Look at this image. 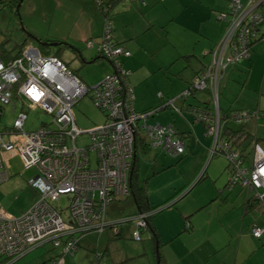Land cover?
Returning a JSON list of instances; mask_svg holds the SVG:
<instances>
[{
  "label": "built area",
  "instance_id": "1",
  "mask_svg": "<svg viewBox=\"0 0 264 264\" xmlns=\"http://www.w3.org/2000/svg\"><path fill=\"white\" fill-rule=\"evenodd\" d=\"M245 1L230 0V13L222 16V20H228V30L212 53L211 66L194 79L181 98L188 100L196 91L211 89L214 108L190 106L185 112L206 126V136L211 139L210 159L221 156L229 162L232 169L229 188L248 189L256 201L264 202V149L255 143L252 164L245 166L242 154L223 138L228 120L218 106L219 82L224 71L229 65L248 59L255 29L264 24V13L258 11L264 0ZM111 36L112 25L107 19L102 41L87 44L88 49H97L101 57L112 62L115 69L93 87L85 85L61 60L42 57L33 47L9 62L0 57V106L11 105L17 98L28 110L38 108L52 117L51 123L27 132L28 116L21 111L12 129L0 133V185L8 179L7 171L3 170L4 156H19L26 168L38 171L29 184L39 194L37 203L20 218L12 217L0 207V264L20 260L49 243L74 256L79 234H103L110 226V205L116 199L130 196V172L139 144L174 158L186 153L185 141L174 126H150L147 121L153 113L135 111L130 72L120 63L121 57L128 58L131 53L116 47ZM232 46H235L233 54L228 55ZM86 97L103 112L107 122L83 133L77 126L74 108ZM167 106L183 114L184 110L176 107L174 101ZM259 117L258 112H241L233 119L244 124ZM83 134L90 137L89 148H79L76 144ZM91 154L95 155V168ZM62 198L69 200L67 218L55 206ZM148 217L139 214L135 218V241L142 240ZM252 233L261 238L263 230L255 228ZM48 264L64 263L58 258Z\"/></svg>",
  "mask_w": 264,
  "mask_h": 264
},
{
  "label": "crops",
  "instance_id": "2",
  "mask_svg": "<svg viewBox=\"0 0 264 264\" xmlns=\"http://www.w3.org/2000/svg\"><path fill=\"white\" fill-rule=\"evenodd\" d=\"M80 1L84 4H92L91 7L95 9L92 10V12L97 11L94 0ZM229 1L230 0H138L134 3L122 2L121 5H118L120 2L116 3L114 0H112V2L109 0L101 1L102 4L106 3L113 7L117 5V7L114 8V13L117 16L113 19V41L131 52V57L122 58L121 61L124 70L130 72L129 82L134 89V109L136 112L138 108L146 112L158 108L159 106L163 107L166 103L168 104L171 101H174V105L178 108H185L187 105H201L204 102L210 103V95L206 93H203L204 95L197 94L195 99H190L192 100L190 104H188L189 101L185 102L182 99V102H180L179 98L176 96L187 89L190 85L189 82L192 84L195 76L203 72L211 63L212 57L210 53L225 36L224 34L228 27L223 24V22L227 24L228 20H222V16L225 14V11L228 10ZM103 30L104 20L102 17L101 19L97 18L96 24L92 25L90 22L86 25L87 32L84 34L83 38H101ZM45 40L52 44H65L66 47L75 49V46L71 45L74 39L61 40L46 37ZM255 48L256 45L253 48L250 59L241 60L237 63L239 65L241 62H245L241 68H250V73L247 75V80L245 81L246 86L242 88L243 90L248 89L247 86L255 70V65H253V63L255 62L254 64H256L258 61V55H254V62L252 63V54L255 52ZM35 49L40 52L38 48ZM164 52L168 55L163 61L161 55L164 56ZM40 54L42 57L50 58V56H43L41 52ZM175 54L176 57H174ZM151 55L157 58L160 56L161 60L158 61V59L156 60L153 58L145 62V58L151 57ZM98 58H100L98 54L95 59L91 57V62L89 63L95 65L99 63L98 66L103 67L104 65L101 62L102 60H106L100 59L101 61H97ZM86 59H88V57H86ZM150 61L155 64V67L152 68L149 66ZM181 62H187L185 68L182 66L179 67L178 70L172 68L175 63L180 66ZM65 65L70 69L67 64ZM238 65L228 67V69H231L233 76L235 75L234 72L237 70L236 67ZM147 66L150 69H148ZM157 66H159V69ZM157 69L166 70V75L171 79L170 82L173 88L170 92H165L169 86L168 82L165 81L163 84L158 82L157 88L152 92V95H146V88L149 87L148 78L156 73ZM184 70L188 71L185 72ZM71 71L85 85H87L86 82L90 79L92 80V78L88 79V74L86 78L84 77L83 79L77 75L76 71ZM110 72L111 70L109 71L106 69L105 77L110 75ZM91 80L90 82H93ZM251 88V92L256 89L253 86H251ZM261 89L264 90V86H262ZM15 100L18 99L16 98ZM218 106L220 108V101ZM252 106L253 105H251V107L245 105L244 109L238 111H258L260 117L258 119L255 118V121H259V128L262 126L264 129V121L261 120V118H264V113L259 109L262 107L258 106L256 110L252 108ZM221 113L224 114L228 112L221 111ZM159 119L162 121V124H167L164 126H171L167 121H163L161 118ZM188 120L192 122L190 119ZM252 120L253 119L243 127L247 133V138L239 141V145L237 146L238 150L242 153L245 166L247 167H250L252 164L253 146L255 143L260 140L259 143L264 149V135L262 136L263 139L260 138L261 135L257 134L258 130L255 135L253 134L255 127L258 128V123L252 124L251 127L253 130L252 132L250 130L249 125ZM172 124V126L179 131L177 124ZM228 126L235 131L242 129V125L236 123L231 125L228 124ZM193 129L195 130L194 126ZM184 133L186 134L184 141L192 140L191 132L184 131L183 134ZM197 136L200 139L201 146L196 145L195 148L198 146L197 149L200 150L201 156L198 159L197 165L193 166V169H195L194 167L201 166L202 161L205 160L207 155V150L209 151L211 146V140L209 138L210 144L204 142L199 135ZM238 136L239 134H233V139ZM233 139L231 138L230 141L236 142ZM185 145L187 155L189 148L191 152L197 153L192 145L186 144V141ZM147 151L151 150L142 144L137 146L138 156H140L142 152ZM159 152L162 153L161 151ZM11 157L13 156L9 154L4 156L5 167L3 170L6 168L5 171L8 173V179L3 184L10 181L12 178L10 173L11 164L9 162V158ZM227 167L229 168V174H227V172L224 174L225 177L223 178L220 188L224 186V188H226L229 182H227V180L231 175V167L229 165ZM155 173L157 174L158 172ZM149 178L150 177L142 179L139 163L135 183H138L140 188L146 189L151 208H160L148 224V229H143L142 236L144 238L139 242L136 241L141 243L147 239L150 240V244L143 246L147 258L144 260L148 262V264H155L151 259L152 257L149 256L151 247L154 248V252L156 256H158V264H264V204L255 200L254 193L242 187V192L240 191L236 194L231 192L228 196H225L226 192H213L194 198L185 207L180 209L178 204L183 201L182 198L188 197L194 188L186 192L185 196L179 199H176L177 195L170 198H165L161 195L160 202H154L151 199L152 192L148 188ZM190 191L191 193H189ZM159 194L160 193H158V195ZM38 199L39 195L35 196L34 205L37 203ZM171 202H174V204L170 206ZM167 211L175 212L167 213ZM125 212L130 214L127 215L128 213ZM139 212L133 195L114 202L110 206L108 212L110 226L103 234H98V237L96 236V247H93L91 244L94 242V239H96L93 235H90L91 233L85 235L79 234L78 247L74 256L64 254L63 250L60 249V252L57 250L52 255L46 256V259H42L41 264L58 258H61L64 264H82V259L86 257L84 250L88 252L90 248L91 252L96 248V259H93V264H124V259L118 258L120 244L113 243V240L126 238L127 240H129V238L134 240L133 233L137 229L135 218L139 215ZM64 215L66 218L68 217V213ZM126 224L128 225L124 226ZM150 225L153 226L154 232L149 229ZM255 228L263 230L261 238H255L253 235L252 232ZM155 234L158 235L157 239H155ZM109 238L111 241H108ZM46 245L47 244L40 247H45ZM56 249L57 248L54 247V250ZM28 255L22 259H25ZM126 258V260L129 261V258L133 259L134 257ZM20 260L11 261L9 264H14Z\"/></svg>",
  "mask_w": 264,
  "mask_h": 264
},
{
  "label": "rangeland",
  "instance_id": "3",
  "mask_svg": "<svg viewBox=\"0 0 264 264\" xmlns=\"http://www.w3.org/2000/svg\"><path fill=\"white\" fill-rule=\"evenodd\" d=\"M84 1L89 0H83V2ZM100 1L101 0H94V5L97 11L92 12V10H95L94 7H91L92 4H84L81 3L80 0H24L18 11L21 20L16 14L17 9L14 12L10 8H5L0 12V43L8 40L9 42L6 44L5 48L12 55L17 54L21 48L22 51H25L30 47L38 48L43 56L56 57L63 63L67 64L71 70L76 71L80 78L84 79V77L86 78V75L88 74V79L92 78V80H90L93 82H90L89 80L86 82L87 85L91 87L97 86L105 79L106 69L109 71L111 70L110 73H113L114 68L108 61L102 60L101 63H103V67L98 66L99 63H96V65L89 63L91 62V57L94 59L97 57V52L95 51L97 49H88L87 44L89 42L99 43L100 37L84 39L83 36L87 32L86 25L90 22L92 25L96 24V19H101L102 17L104 20L105 29V21L107 19H111L113 21L115 16H117L114 13V8H116L117 5L113 7L112 5L110 6L109 4L104 3L102 10ZM109 1L112 2V0ZM122 2L123 1L118 3V5H121ZM104 11H109L110 13L107 18H105L103 15ZM223 24L228 26V23L226 24L223 22ZM113 33L114 27L112 28V37ZM46 37L61 40L74 39V42L70 44L75 46V49L60 45L43 46L42 44L49 43L45 40ZM164 54V56L161 55L163 61L168 55L166 52H164ZM254 55H258V61L256 64H254L255 62L253 60ZM86 57H88V59H86ZM174 57H176V54ZM153 58L156 60L158 59V61L161 60L160 56L157 58L151 55V57L145 58V62L149 59L152 60ZM252 63L255 65V70L253 71L249 81L250 83L247 86L248 89H242L246 86V77L250 73V68H241L245 62H241L239 65L237 64L238 66L236 67L237 70L234 72V76L231 73V69L227 70L226 76L220 86L219 101L221 111L232 113L244 109L245 105L250 107L253 105L252 108L256 110L258 106L262 107L259 109H261V112L264 113V90L261 89L262 86H264V42H259L256 44L255 52L252 54ZM186 64L187 62H181V65L179 66L177 63H175L172 68H174V70H178V68L181 66L185 68ZM149 66L153 68L155 67V64L150 61ZM157 67L159 69V66ZM148 69L150 68L148 67ZM158 69L156 73L148 78L149 87L146 88V95H152V92H154L157 88L158 82L160 84L165 83V81L168 82L169 86L165 92H170L173 88L170 82L171 79L166 75V70ZM184 71L186 72L188 70ZM189 84H191V82H189ZM251 86L257 90L255 89L256 91L254 90L251 92ZM185 91L186 89L181 93L179 92L180 94L176 96L179 98L180 102L183 100H181V95ZM199 94L202 95L203 93ZM192 100H188L189 102H186L190 104ZM159 107L161 108V106ZM21 111H24L28 116L25 126V131L27 132L36 131L41 128L43 124H49L52 121V117L40 109L33 108L31 110H27V106H24L22 101L14 100L13 104L3 107V118L0 122V133H7L12 129L17 115ZM137 113L145 114L140 108H138ZM74 114L77 120V126L83 133L89 132L97 127H101L107 122L106 116L94 105L90 97L84 98L76 105L74 108ZM173 114L174 113L170 109L160 111L155 115L154 118H150L148 120V125L152 126L162 124V121L159 119L161 118L163 121L170 123L171 126L173 125L172 123H176L181 134L184 131L191 132L192 140H185L186 144L192 145L194 148L196 145L201 146L200 139L197 135H199L204 142H208L210 144L209 139L206 137L205 126L202 123H196L194 117L190 113L185 112L186 117ZM188 119H190L192 122H190ZM255 120L256 119L253 118L249 125L251 132L253 130L251 125L259 122H256ZM261 120L264 121V118H261ZM164 125L167 124H162V126ZM193 126L195 127V130L193 129ZM257 130V134L261 135L260 138H262L264 135V129L262 126L259 128V123L258 128L255 127V131L253 132L254 135L256 134ZM8 138L9 136L6 137V139ZM76 144L79 148H89L91 145L89 135L83 134L79 136ZM197 148L198 146L195 148L197 153L191 152L189 148L188 155L186 153L187 156H180L178 158H174L169 155H163L157 150L141 153L139 156V163L142 179L150 177L148 180V188L152 192L151 199L154 202H160L161 195L165 198H170L174 195H177L176 199H179L180 197L185 196L186 192L194 188L192 189V193L190 191L189 193L191 194L188 197L182 198L183 201L178 204L181 209L194 198L204 196L209 193L226 192L225 196H228L231 192L235 194L240 191L242 192L240 186L235 188L236 191L233 190L231 192L227 188H224L225 186L220 188L223 178L225 177L224 174L226 172L229 174V168L227 167L228 162L224 157L215 156L212 161H210V153L207 150V155L205 160L202 161L201 166L194 167L195 169H193V166L197 165L198 159L201 156L200 150ZM91 158L93 160L92 167L95 168V155L91 154ZM9 162L11 164L10 173L12 178L10 181L0 186V207L7 214L19 218L29 212V210L34 205L35 196L39 195L37 191L29 184V181L37 176L38 171L36 168H26L19 156H13L9 158ZM204 171H206V179L201 181L200 184L195 185L198 178ZM155 172L158 173L156 174ZM229 179L230 177L228 178L227 182ZM158 193L160 194L158 195ZM68 204L69 200L67 198H62L61 202L59 204H55V206H57L59 209H63L64 213L67 214L68 211L66 208L68 207ZM168 212L175 211H167V213ZM129 214L130 213L127 215ZM127 225L128 224L124 226ZM95 234L96 233H91L90 235H93L96 238L98 234ZM143 238L144 237L142 236V239ZM108 241H111L110 238ZM113 241V243L120 244L118 258L124 259V264H148V262L144 260L147 258L144 253L143 246L150 244L149 239L141 243L134 241L132 238H129V240L126 238ZM96 243L97 238L94 239V242L91 244L93 247H96ZM57 250L58 252L61 251L60 249L54 250L53 245L49 243L45 247L35 249L25 259H21L14 264H41L42 259H44L46 256L48 257L52 255ZM84 253L86 254V257L82 259L81 263L93 264V259H96V248H94L92 252L91 248L88 250V252L87 250H84ZM149 256L152 257L151 259L155 262V264H158V256H156L153 247H151ZM126 257L134 258H129V261H127Z\"/></svg>",
  "mask_w": 264,
  "mask_h": 264
},
{
  "label": "trees",
  "instance_id": "4",
  "mask_svg": "<svg viewBox=\"0 0 264 264\" xmlns=\"http://www.w3.org/2000/svg\"><path fill=\"white\" fill-rule=\"evenodd\" d=\"M23 1L24 0H6V1H3V2H1L0 3V12L2 11V10H4L5 8H10V9H12L14 12H15V10L17 9V11H16V14H17V16L20 18V20H21V17H20V15H19V9H20V5L23 3ZM102 1V0H101ZM100 1V6H101V9L103 10V4H102V2ZM116 3L117 2H121V1H123V2H126V3H134V2H136V1H138V0H114ZM230 2V1H229ZM244 3H245V0H244ZM229 6H230V4H229ZM229 6H228V10H227V12L224 14V15H229V11H230V8H229ZM258 11H261V12H263L264 13V3L258 8ZM109 11H104L103 12V15H104V17L105 18H107L108 16H109ZM110 22H111V25H112V28L114 27L113 26V21L110 19ZM255 38L250 42V45H249V53H250V55H251V53L253 52V48H254V46L257 44V43H259V42H264V24H262L261 26H258L256 29H255ZM103 33H104V30H103ZM103 33H102V36H101V38H100V42L102 41V38H103ZM226 34V33H225ZM223 39V38H222ZM111 41H112V43L116 46V47H121V48H123L125 51H128L127 49H125L123 46H121V45H119V44H117V43H115L114 41H113V37L111 36ZM9 41L8 40H5L3 43H0V57H2L3 59H5L6 61H11V60H14V59H17V58H20L21 56H22V54H23V52L24 51H22V48L20 49V51H18V53L17 54H15V55H12L10 52H8L7 50H6V48H5V46H6V44L8 43ZM99 42V43H100ZM221 42V41H220ZM219 42V43H220ZM95 43V42H94ZM99 43H96V44H99ZM42 44V43H41ZM48 44H52L51 42H49ZM53 44H55V43H53ZM57 45H60V46H65V44H57ZM218 45L219 44H217V46L212 50V52L210 53V55H211V57H212V53L216 50V48L218 47ZM234 49H235V46H232L231 47V49H230V51L228 52L229 54L228 55H232L233 54V51H234ZM96 52H97V50H95ZM128 52H130V51H128ZM131 53V52H130ZM97 54L100 56V54L97 52ZM250 55H249V57H248V59H250ZM131 57V56H130ZM122 58H125V57H121L120 58V63H121V65H122V67H123V64H122V61H121V59ZM129 58V57H128ZM100 59H104V60H106V61H108L112 66H113V68H114V64L112 63V62H110L109 60H107V59H105V58H103V57H101L100 56V58H98L97 59V61H99ZM212 60H213V57H212ZM241 60H245V59H241ZM241 60H239V61H241ZM247 60V59H246ZM239 61H237V62H235V63H233V64H231V65H229V66H235V65H237V63L239 62ZM211 63H212V61H211ZM211 63L206 67V69L203 71V72H200V73H198L196 76H195V78L197 77V76H199V75H201V74H204L205 72H207V70H208V68L211 66ZM228 66V67H229ZM228 67H227V69H228ZM123 69H124V67H123ZM227 69L224 71V74H223V76L221 77V80H220V82H219V88H220V84L222 83V81H223V79L225 78V76H226V73H227ZM114 71H115V69H114ZM129 72V71H128ZM114 73V72H113ZM112 74V73H111ZM130 77V76H129ZM194 78V79H195ZM194 81V80H193ZM132 86V85H131ZM192 86V84H190L189 86H188V88L187 89H189L190 87ZM219 88H218V105H219V100H220V98H219V96H220V90H219ZM186 89V90H187ZM199 93H206V94H209L210 95V103H207V102H204L203 104H201V105H187L185 108H180V109H182V110H184L183 111V114L181 113V114H179V113H176L175 111H173L171 108H170V106H167L168 104H166L165 106H161V108L160 107H158V108H155V109H153V110H148V111H146V112H144V113H147V112H152L153 113V116H151L150 118H152V117H154L158 112H160V111H163V110H166V109H170V110H172V112L174 113V114H176V115H181V116H185V111H186V109L188 108V107H190V106H193V107H209L210 109L211 108H214L215 106H214V99H213V95H212V91H211V89H207V90H203V91H196V92H194V94L190 97V98H188V100H190V99H195V96L197 95V94H199ZM160 97H161V95H160ZM182 99V98H181ZM188 100H184L185 102L186 101H188ZM3 107L4 106H0V122L2 121V118H3ZM220 109V108H219ZM24 110V109H23ZM28 110V109H27ZM241 112H248V113H250V114H252V113H254V112H258V111H247V110H242V111H237V112H232V113H224V114H222L221 113V111H220V113H221V115H223V117L225 118V120H228L227 121V123L225 124V126H224V130H223V138H225L226 140H228L231 144H232V146H233V148L235 149V150H237V151H239L238 150V148H237V146L239 145V141H242L243 139H245V138H247V133H246V131L244 130V126H246L248 123H249V121H247L246 123H244V124H238V123H236L235 122V120L233 119V116L235 115V114H237V113H241ZM259 113V112H258ZM260 115V114H259ZM186 117V116H185ZM197 123V122H196ZM234 123H236V124H238V125H242L241 127H242V129H240L239 131H235V130H233V129H231L229 126H228V124H234ZM44 125V124H43ZM204 125V124H203ZM205 126V125H204ZM205 128H206V126H205ZM178 133H179V131H177ZM180 134V133H179ZM233 134H235V135H238L239 134V136L238 137H234V139H233ZM181 136H182V138L184 139L185 138V136H186V134L184 133H182V134H180ZM207 137V136H206ZM233 139V140H235L236 142H232V141H230V139ZM211 140V139H210ZM260 141V140H259ZM259 141H257L256 143H258V144H260L259 143ZM263 143V142H262ZM261 145V144H260ZM144 146V145H143ZM149 150H152V149H150V148H148ZM160 151V150H159ZM162 152V151H161ZM240 152V151H239ZM163 153V152H162ZM241 153V152H240ZM164 154V153H163ZM242 154V153H241ZM166 155V154H165ZM186 155V153L183 155V156H185ZM215 157V156H214ZM214 157H212L210 160H212ZM228 162V161H227ZM138 165H139V156H138V153H136V156H135V158H134V160H133V165H132V168H131V172H130V174H131V176H130V183H129V186H130V196L131 195H133V197H134V200H135V202H136V204H137V207H138V209H139V214H147V215H149V217H148V219H147V222H148V224L150 223V221L152 220V218L155 216V213L157 212V211H159V209L160 208H155V209H153V208H151V206L149 205V197H148V194H147V192H146V189H143V188H140V186L138 185V183H135L136 182V174L138 173ZM228 165L230 166V164H229V162H228ZM231 172H232V169L230 170ZM201 177L199 178V180L196 182V184H198V183H200L201 181H203V180H205L206 179V171H204L201 175H200ZM231 176V175H230ZM230 192L231 191H233L235 188H237V187H234V188H229V185L227 184V187H226ZM183 192V191H182ZM130 196H127V197H124V198H120V199H116L114 202H116V201H119V200H122V199H126V198H128V197H130ZM39 200V199H38ZM113 202V203H114ZM258 202V201H257ZM112 203V204H113ZM172 203V202H171ZM259 203H261V204H264V202H259ZM111 204V205H112ZM110 205V206H111ZM110 208V207H109ZM108 212H109V209H108ZM136 222V221H135ZM150 228L149 229H151V231H153L154 232V229H153V226L152 225H150L149 226ZM148 229V228H147ZM146 229V230H147ZM143 232V231H142ZM81 235H85V234H81ZM158 238V235H156L155 234V239H157ZM256 238V237H255ZM78 246V245H77ZM51 261V260H50ZM50 261H47L45 264H48Z\"/></svg>",
  "mask_w": 264,
  "mask_h": 264
},
{
  "label": "water",
  "instance_id": "5",
  "mask_svg": "<svg viewBox=\"0 0 264 264\" xmlns=\"http://www.w3.org/2000/svg\"><path fill=\"white\" fill-rule=\"evenodd\" d=\"M3 1H6V0H0V3L3 2ZM19 7H21V5H20ZM42 45H43V46H46V45H48V46H56L57 44H48V43H44V44H42ZM173 204H174V202H172V203L170 204V206L173 205Z\"/></svg>",
  "mask_w": 264,
  "mask_h": 264
}]
</instances>
